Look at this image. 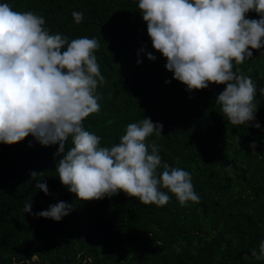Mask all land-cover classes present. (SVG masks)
<instances>
[{"label": "trees", "instance_id": "16d2710c", "mask_svg": "<svg viewBox=\"0 0 264 264\" xmlns=\"http://www.w3.org/2000/svg\"><path fill=\"white\" fill-rule=\"evenodd\" d=\"M3 3L42 16L50 34L99 42L94 54L105 82L95 91L100 111L84 119L85 130L100 137V147L111 148L130 123L151 118L162 124L161 136L145 141L149 153L155 142L162 164L189 172L200 203L182 206L168 193L166 205H144L122 191L83 202L59 181L58 145L42 146L31 135L14 145L0 143V264H264L252 255H260L264 241V48L234 64L257 88L254 122L234 126L215 103L225 85L189 92L172 78L166 59L152 48L139 0ZM73 12L83 13L79 24ZM246 18L259 16L249 12ZM148 53L156 59L149 61ZM72 146L70 137L65 152ZM33 171L42 174L31 179ZM39 182L46 183L47 195L35 186ZM61 201L72 210L58 222L24 211L29 202L39 213Z\"/></svg>", "mask_w": 264, "mask_h": 264}, {"label": "clouds", "instance_id": "9594fccd", "mask_svg": "<svg viewBox=\"0 0 264 264\" xmlns=\"http://www.w3.org/2000/svg\"><path fill=\"white\" fill-rule=\"evenodd\" d=\"M138 9L152 48L166 59L174 80L189 92L225 85L215 99L223 116L234 126L254 122L256 85L233 69L250 59L252 50L264 48V0H139ZM249 12L259 19L246 18ZM72 17L77 24L84 18L82 12ZM44 24L40 15L0 4V143L14 145L31 135L42 146L58 145L59 181L83 202L122 191L144 205L164 206L168 193L182 206L200 203L189 172L162 164L155 142L149 153L145 141L153 133L161 136L162 124L151 118L130 123L111 148L100 147V137L85 130L84 119L100 111L95 91L105 82L94 54L99 42L69 41ZM147 59L156 57L148 53ZM259 91L264 95V88ZM70 137L73 146L65 152ZM235 139L239 143V135ZM249 147L255 152L254 142ZM225 170L231 172V166ZM41 174L33 171L30 178ZM35 186L48 194L46 183ZM71 210L63 201L39 213L31 212L30 202L24 207L25 213L57 222ZM259 252L252 255L264 258V241Z\"/></svg>", "mask_w": 264, "mask_h": 264}]
</instances>
